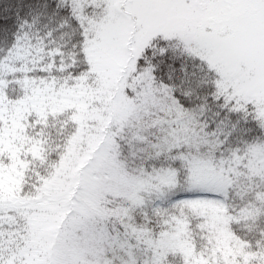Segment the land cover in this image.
<instances>
[{
	"label": "snow or ice",
	"instance_id": "snow-or-ice-1",
	"mask_svg": "<svg viewBox=\"0 0 264 264\" xmlns=\"http://www.w3.org/2000/svg\"><path fill=\"white\" fill-rule=\"evenodd\" d=\"M0 264H264V0H0Z\"/></svg>",
	"mask_w": 264,
	"mask_h": 264
}]
</instances>
